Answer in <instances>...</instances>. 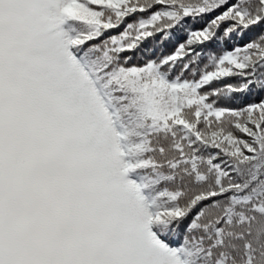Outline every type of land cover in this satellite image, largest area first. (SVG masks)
<instances>
[{
    "label": "snow or ice",
    "instance_id": "obj_1",
    "mask_svg": "<svg viewBox=\"0 0 264 264\" xmlns=\"http://www.w3.org/2000/svg\"><path fill=\"white\" fill-rule=\"evenodd\" d=\"M0 264H264V0H0Z\"/></svg>",
    "mask_w": 264,
    "mask_h": 264
}]
</instances>
